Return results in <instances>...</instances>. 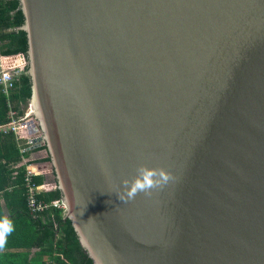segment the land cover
I'll return each mask as SVG.
<instances>
[{"label":"water","instance_id":"95a60500","mask_svg":"<svg viewBox=\"0 0 264 264\" xmlns=\"http://www.w3.org/2000/svg\"><path fill=\"white\" fill-rule=\"evenodd\" d=\"M20 7L35 130L93 263L264 264V0ZM142 164L172 179L128 199Z\"/></svg>","mask_w":264,"mask_h":264},{"label":"trees","instance_id":"16d2710c","mask_svg":"<svg viewBox=\"0 0 264 264\" xmlns=\"http://www.w3.org/2000/svg\"><path fill=\"white\" fill-rule=\"evenodd\" d=\"M24 21L20 0H0V56L20 53L27 56V32L21 28ZM31 97V77L28 74L20 77L8 95L0 86V125L10 122V109L23 116ZM26 155L21 153L15 133L0 132V216H9L14 223V231L7 238L4 252L0 251V264H94L81 246L72 220L66 217L62 208L52 207L36 214L28 210L24 181L27 171L23 163ZM44 161L48 163H39L33 168H53L50 156ZM33 179L41 184L44 176L35 175ZM38 196L53 201L61 199L63 194L57 187L42 191ZM10 249L17 252H9Z\"/></svg>","mask_w":264,"mask_h":264},{"label":"built area","instance_id":"2783aa9c","mask_svg":"<svg viewBox=\"0 0 264 264\" xmlns=\"http://www.w3.org/2000/svg\"><path fill=\"white\" fill-rule=\"evenodd\" d=\"M27 65V56L25 54L0 56V86L3 87V92L9 94L11 90L16 87V83L20 77L25 73ZM11 106V104H10ZM38 122L34 117L30 102L24 109L23 116H19L18 112L10 109V122L0 125V132H13L16 134L17 140L20 142L21 153L30 156V151L38 148H45L46 144L42 138V132L36 131ZM24 156L23 163L26 167L25 187H26V202L28 210L32 213H41L46 210L57 207L62 208L65 212L67 210L62 198L53 201H46L39 198V193L45 191L44 185L38 184L33 177L42 173L41 169H34L36 165L35 159L26 158Z\"/></svg>","mask_w":264,"mask_h":264},{"label":"clouds","instance_id":"9594fccd","mask_svg":"<svg viewBox=\"0 0 264 264\" xmlns=\"http://www.w3.org/2000/svg\"><path fill=\"white\" fill-rule=\"evenodd\" d=\"M170 179L171 174L162 168H150L146 165H140L136 169V175L130 180L123 181L128 199L134 198L138 193L143 192L150 194L152 189L162 187ZM119 200H123L124 196L118 194ZM91 219V218H90ZM14 231V223L9 216H0V251H2L6 244L8 236Z\"/></svg>","mask_w":264,"mask_h":264},{"label":"crops","instance_id":"0c3cea01","mask_svg":"<svg viewBox=\"0 0 264 264\" xmlns=\"http://www.w3.org/2000/svg\"><path fill=\"white\" fill-rule=\"evenodd\" d=\"M48 156H49L48 152L44 149L32 151L30 154V158L35 159L34 163H36V164H39V163L47 164L48 161H44V159H46ZM40 160H42V161H40ZM41 175L44 176V180L41 184L44 185L45 191H52V190L57 189L58 183L56 180L55 172L52 168L42 169ZM2 202H3V200H2ZM1 252H4V251L2 250ZM9 252L15 253V252H17V250L16 249H10ZM33 253L35 254L36 250H34ZM1 264H3V263H1Z\"/></svg>","mask_w":264,"mask_h":264},{"label":"bare ground","instance_id":"6f19581e","mask_svg":"<svg viewBox=\"0 0 264 264\" xmlns=\"http://www.w3.org/2000/svg\"><path fill=\"white\" fill-rule=\"evenodd\" d=\"M41 132V131H40ZM42 138H43V132H42ZM44 140V139H43ZM44 150H46L47 151V148L45 147V148H43ZM35 150H42L41 148H38V149H35ZM34 150V151H35ZM65 212V211H64Z\"/></svg>","mask_w":264,"mask_h":264},{"label":"rangeland","instance_id":"374dc122","mask_svg":"<svg viewBox=\"0 0 264 264\" xmlns=\"http://www.w3.org/2000/svg\"><path fill=\"white\" fill-rule=\"evenodd\" d=\"M26 107H27V106H25L24 109H25ZM28 151H30V153H28V154H31L32 151H31V150H28ZM26 158L28 159V158H30V156H26Z\"/></svg>","mask_w":264,"mask_h":264}]
</instances>
